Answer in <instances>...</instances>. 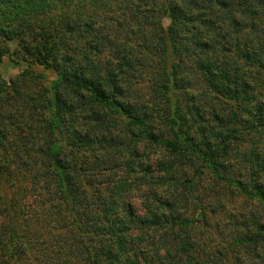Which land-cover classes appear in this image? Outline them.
<instances>
[{"label": "trees", "instance_id": "16d2710c", "mask_svg": "<svg viewBox=\"0 0 264 264\" xmlns=\"http://www.w3.org/2000/svg\"><path fill=\"white\" fill-rule=\"evenodd\" d=\"M0 264H264V0H0Z\"/></svg>", "mask_w": 264, "mask_h": 264}, {"label": "rangeland", "instance_id": "374dc122", "mask_svg": "<svg viewBox=\"0 0 264 264\" xmlns=\"http://www.w3.org/2000/svg\"><path fill=\"white\" fill-rule=\"evenodd\" d=\"M15 48H16V44L10 43V52L4 58V61L2 64L1 73L5 80H10L13 77H16L18 74L22 73L24 69L22 65H18L15 63L14 56L12 55V52L14 51ZM99 59L102 61L106 60L107 54H105L104 52V54L99 55ZM137 69L141 71L138 75L142 77L143 79H145V81H147V79L151 76V72L148 67L143 69L142 67H140V65H138ZM146 83L147 82H143L141 80H135L131 90L138 91L143 86V84L146 85Z\"/></svg>", "mask_w": 264, "mask_h": 264}]
</instances>
